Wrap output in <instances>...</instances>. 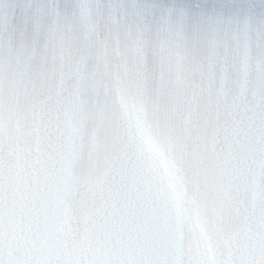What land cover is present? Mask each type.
<instances>
[{
    "label": "snow or ice",
    "instance_id": "obj_1",
    "mask_svg": "<svg viewBox=\"0 0 264 264\" xmlns=\"http://www.w3.org/2000/svg\"><path fill=\"white\" fill-rule=\"evenodd\" d=\"M168 11L180 21L191 15L183 6L173 5ZM155 12L145 8L142 15L146 20ZM207 19L201 18V23ZM226 23L233 25L231 21ZM193 55L180 46L162 54L159 79L171 72L186 76L192 71L203 73V65L194 64ZM149 75L141 37L135 51L126 53L119 62L98 58L91 70L85 57L74 63L70 57L61 54L57 58L54 53L51 62H46L38 73L29 74L13 68L11 59L0 54V241L5 228L14 227L17 218L22 225L28 221L27 227L31 228L34 217L39 216L35 193L29 197L32 182L25 175L28 168L35 169L36 165L57 166L58 192L67 201L61 206L65 220L74 211L79 212L89 231L108 241H118L114 247L90 245L78 252L62 253L64 259L42 256L27 264H264V231L253 232L254 224L264 229V73L256 85L259 123H253L255 145L247 152H215L211 147L213 140L194 131L199 121L195 119L192 100L183 105L154 106L162 115L173 162L192 166L198 195L191 208L170 207L154 194L156 173L147 161L138 157L130 168L127 149L114 152L109 147L103 123L109 90L114 85L134 87L144 98ZM66 76L74 80L67 94ZM6 77L10 85L23 88L28 98L24 109L14 111L9 105V120L15 116L31 122L27 132L9 136L7 162L3 133ZM209 77L215 81L216 73H209ZM81 96L86 99L81 100ZM192 98H196L195 89ZM73 117L80 123L88 117L98 121V128L86 144L80 128L71 122ZM171 126L179 127L180 134L171 131ZM26 136L31 137V143H23ZM73 192L77 194L74 202ZM186 217L192 222L189 233L184 229ZM35 223L38 225L39 221ZM234 234L250 240L241 259L217 260L214 250L218 243L227 239L231 249ZM0 264L21 262L6 261L0 254Z\"/></svg>",
    "mask_w": 264,
    "mask_h": 264
},
{
    "label": "clouds",
    "instance_id": "obj_2",
    "mask_svg": "<svg viewBox=\"0 0 264 264\" xmlns=\"http://www.w3.org/2000/svg\"><path fill=\"white\" fill-rule=\"evenodd\" d=\"M12 7L10 0H0V11L7 12ZM144 0H74L69 11H63L52 0H40L35 5L37 14L44 24L56 35V52L79 63L86 58V66L96 64L99 59H107L111 63L119 62L126 54L136 49V41L141 37L147 25L142 10L148 8ZM218 48L216 54L202 63L195 85L190 75L183 73H165L160 80L159 92L152 98H141L130 87L113 86L108 93L106 110L103 114L104 125L112 120L117 122L134 141L138 155L154 168L156 180L154 194L165 200L170 207L191 208L198 195V188L190 177L184 163L173 162L167 144L152 132L151 111L157 103L167 105H183L192 100L193 112L211 109L215 113L214 126L217 130L228 123L237 127H251L259 123L258 89L252 88L249 82L250 72L255 69L257 76L264 73V35L253 30L248 22L226 27L214 37ZM254 45V47H253ZM215 72L212 81L209 73ZM258 81V80H257ZM74 80L65 77L67 91ZM257 85V84H256ZM36 87L40 85L37 83ZM32 85H28L29 92ZM196 98H192V90ZM81 100L86 97L81 96ZM5 159H9L8 139L18 132H27L30 120L14 116L8 118V107L14 111L24 109L28 98L23 88L10 85L5 78L4 91ZM72 123L81 129L78 118L73 117ZM98 128V121L91 134ZM15 162V155L11 156ZM57 166L49 165L41 168H29L25 175L32 182L31 198L35 193L38 217H34L31 228L28 221L22 225L19 218L14 227L4 230L0 241V254L8 261H35L51 250L55 253L53 260L64 259L62 253L87 249L90 245L103 243V236L88 230L79 212H73L68 219L63 218L62 200L58 192L59 174ZM72 194V201L76 199ZM38 220L39 223H35ZM184 229L191 232L192 222L185 218ZM231 231V229L229 230ZM264 231L257 224L253 232ZM250 240L243 235H235L231 240V249L227 239H222L214 250L217 260H239Z\"/></svg>",
    "mask_w": 264,
    "mask_h": 264
}]
</instances>
